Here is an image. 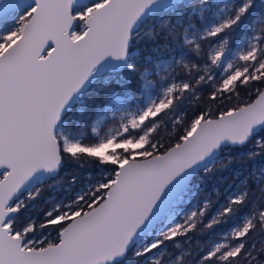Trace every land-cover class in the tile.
Returning a JSON list of instances; mask_svg holds the SVG:
<instances>
[{"label":"snow or ice","instance_id":"obj_1","mask_svg":"<svg viewBox=\"0 0 264 264\" xmlns=\"http://www.w3.org/2000/svg\"><path fill=\"white\" fill-rule=\"evenodd\" d=\"M0 264H264V0H0Z\"/></svg>","mask_w":264,"mask_h":264},{"label":"trees","instance_id":"obj_2","mask_svg":"<svg viewBox=\"0 0 264 264\" xmlns=\"http://www.w3.org/2000/svg\"><path fill=\"white\" fill-rule=\"evenodd\" d=\"M205 108H207V105H204ZM88 130V129H86ZM74 171V174L76 175V178L80 185L84 184V181L87 180L86 175L91 174L90 178L91 180L96 179L99 175H96L95 173H98L94 166L86 165L84 167H78L76 165H66L64 171L61 173L62 176H64L66 179L69 176L70 173ZM93 175V176H92ZM95 175V176H94ZM64 187H58L55 190H49L45 192L44 199L50 200L51 198H59L61 196V191Z\"/></svg>","mask_w":264,"mask_h":264},{"label":"rangeland","instance_id":"obj_3","mask_svg":"<svg viewBox=\"0 0 264 264\" xmlns=\"http://www.w3.org/2000/svg\"><path fill=\"white\" fill-rule=\"evenodd\" d=\"M110 126H111V118H109L108 124L102 125V134H103V132L107 131L108 127H110ZM85 134L86 135H89L90 134V129L85 130ZM95 174L96 175H99V173H95ZM90 176H91V174H87L86 175L87 180L84 181V184L83 185H80L79 184L80 181L77 180V183L75 185H73V188L80 189L82 186L86 185L89 182V180H91ZM60 191L62 193L61 196L59 198H55V199L65 198L69 194L68 191L66 190V187L60 189ZM205 241H206V238L203 237V236H201L199 238L194 237V239L191 242L192 243V247L195 248V246H196V244L198 242L201 243V244H203ZM169 247L171 248V245Z\"/></svg>","mask_w":264,"mask_h":264}]
</instances>
